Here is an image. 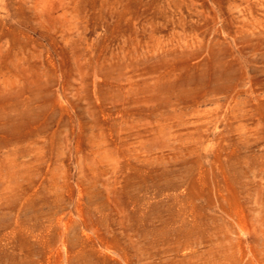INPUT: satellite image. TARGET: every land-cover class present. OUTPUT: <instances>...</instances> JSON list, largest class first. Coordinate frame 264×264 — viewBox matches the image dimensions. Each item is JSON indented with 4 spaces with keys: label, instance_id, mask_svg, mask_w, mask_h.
Wrapping results in <instances>:
<instances>
[{
    "label": "rangeland",
    "instance_id": "obj_1",
    "mask_svg": "<svg viewBox=\"0 0 264 264\" xmlns=\"http://www.w3.org/2000/svg\"><path fill=\"white\" fill-rule=\"evenodd\" d=\"M0 264H264V0H0Z\"/></svg>",
    "mask_w": 264,
    "mask_h": 264
}]
</instances>
